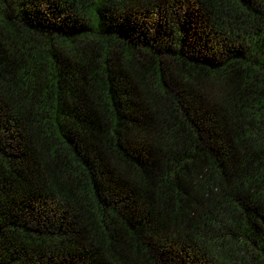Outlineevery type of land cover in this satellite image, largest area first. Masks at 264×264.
<instances>
[{
  "label": "trees",
  "instance_id": "trees-1",
  "mask_svg": "<svg viewBox=\"0 0 264 264\" xmlns=\"http://www.w3.org/2000/svg\"><path fill=\"white\" fill-rule=\"evenodd\" d=\"M0 264H264V0H0Z\"/></svg>",
  "mask_w": 264,
  "mask_h": 264
}]
</instances>
